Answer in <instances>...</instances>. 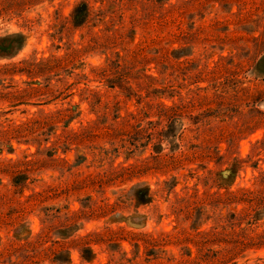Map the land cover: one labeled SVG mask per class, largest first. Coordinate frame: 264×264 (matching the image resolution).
<instances>
[{"label": "rangeland", "instance_id": "rangeland-1", "mask_svg": "<svg viewBox=\"0 0 264 264\" xmlns=\"http://www.w3.org/2000/svg\"><path fill=\"white\" fill-rule=\"evenodd\" d=\"M0 264H264V0H0Z\"/></svg>", "mask_w": 264, "mask_h": 264}, {"label": "trees", "instance_id": "trees-1", "mask_svg": "<svg viewBox=\"0 0 264 264\" xmlns=\"http://www.w3.org/2000/svg\"><path fill=\"white\" fill-rule=\"evenodd\" d=\"M11 40H12L11 38L10 39H5V41H6L7 44H12V41Z\"/></svg>", "mask_w": 264, "mask_h": 264}]
</instances>
